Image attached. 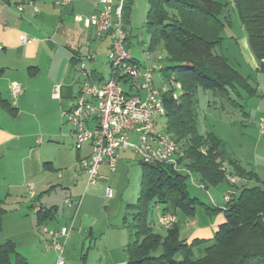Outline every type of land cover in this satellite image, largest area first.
Returning <instances> with one entry per match:
<instances>
[{"label":"crops","instance_id":"0c3cea01","mask_svg":"<svg viewBox=\"0 0 264 264\" xmlns=\"http://www.w3.org/2000/svg\"><path fill=\"white\" fill-rule=\"evenodd\" d=\"M55 2L23 0V11L18 13L16 0H0V207L4 211L0 245L13 243L27 264H55L56 253L44 249L45 238L39 228L72 225L64 250L65 264H88L87 252L96 248L93 241L99 234H103V246L109 249L108 225L117 201L124 195L129 156L118 153L112 174L106 166H100V179L93 184L75 167L78 160L90 154L91 148L85 144L79 151L74 149L66 122L77 92L74 57L94 54L90 49L96 43L108 50L111 34L97 39L92 28L75 21L76 17L84 20L93 14L98 0H70L63 6H56ZM127 26L128 23L126 33ZM22 36L30 43L22 45ZM246 45L242 42L241 47L246 58L252 60ZM253 67L258 72L256 61ZM161 78H166L163 73L162 77L157 76L158 80ZM11 84L20 87L16 99L10 96ZM2 105L14 113H8ZM106 187L112 191L111 199L105 197ZM65 200L70 206L65 205ZM155 210L156 218L162 207ZM45 212L48 218L39 222ZM176 220L179 240L187 245L195 240L210 244L224 222L222 214L210 216L196 208L192 218L177 216ZM148 224L155 233L162 230L154 220ZM119 238L116 234V243ZM85 241H89L87 249ZM73 255L78 262H73ZM193 255H198V249Z\"/></svg>","mask_w":264,"mask_h":264},{"label":"trees","instance_id":"16d2710c","mask_svg":"<svg viewBox=\"0 0 264 264\" xmlns=\"http://www.w3.org/2000/svg\"><path fill=\"white\" fill-rule=\"evenodd\" d=\"M146 1L144 29L149 36L148 50L152 52L162 45L167 63L162 73L165 77L173 76L181 85L182 92L176 101L169 94L163 95L162 100L166 133L182 144L184 166L198 177L205 189L226 183L220 170L222 164L240 180L260 184L255 174L237 166L221 140L213 134L200 135L196 131L198 88L218 94L234 106L235 100L230 96L236 93V88L252 92L244 78L215 52L227 24L220 20L222 6L215 0ZM132 2H123L125 26ZM233 7L258 72L264 76V0H233ZM2 106L8 113H14L8 106ZM139 165V195L135 204L127 206L130 219L123 220L128 233L125 264H264V189L258 185L233 186L231 200L215 208L188 195L187 176L167 166L151 167L140 162ZM196 205L207 215H223L224 222L218 226L210 244L198 240L189 245L180 242L177 221L164 236L153 232L148 224L151 208L162 207L161 213L192 218ZM3 213L0 207V231ZM46 218L47 212L39 216V222ZM197 249L195 257L193 251ZM0 264L27 262L17 254L14 244L8 242L0 245Z\"/></svg>","mask_w":264,"mask_h":264},{"label":"built area","instance_id":"2783aa9c","mask_svg":"<svg viewBox=\"0 0 264 264\" xmlns=\"http://www.w3.org/2000/svg\"><path fill=\"white\" fill-rule=\"evenodd\" d=\"M23 0H16V11H23ZM124 0H98V8L89 17L81 20L75 18L77 24L82 22L84 28H92L94 36L101 39L111 34L112 41L106 54L110 68L107 80L95 70L87 67L94 62V54L74 57L78 68L77 92L72 100L66 122L70 126V135L74 139V149L88 144L90 154L76 162V169L86 175L89 184L100 179L98 169L106 166L109 173L116 171L119 152H131L140 163L156 167L167 166L175 173L188 177L192 181L193 174L184 166L186 162L184 148L168 134L157 130L158 118L165 116L163 95L169 94L173 100L179 98L181 85L173 76L161 78L162 87L156 90L153 85L154 75L162 77L163 65L141 66L134 61L127 50L126 26L122 19ZM70 0H56V6H63ZM20 43L28 44L30 40L20 37ZM12 99L21 93L16 84L9 86ZM257 128L264 133V108L258 118ZM226 182L231 189L223 193L224 204L234 194L233 186L239 178L228 171L222 164ZM200 190H206L198 184ZM30 196H32L31 186ZM112 191L106 187L105 197L111 199ZM65 205L70 206L69 200ZM176 216L170 213H159L155 226L165 231L176 224ZM72 225L58 229L39 228L44 236V249L56 253L55 264H65L64 250L72 231ZM125 264V263H121Z\"/></svg>","mask_w":264,"mask_h":264},{"label":"rangeland","instance_id":"374dc122","mask_svg":"<svg viewBox=\"0 0 264 264\" xmlns=\"http://www.w3.org/2000/svg\"><path fill=\"white\" fill-rule=\"evenodd\" d=\"M215 1L222 6L220 20L224 23L227 22L220 35L222 39L221 44L216 48L215 52L223 56L229 66L244 78L252 92L236 88V93L230 96V99L235 100L236 105L234 106L222 96L198 88L195 93L197 100L195 107L196 131L200 135L213 134L221 140L224 144L225 152L236 162L237 166L245 172L255 174L261 182L260 184L248 182L246 185L248 187L258 185L264 189V184H262L264 182V133L260 134L257 128L258 118L264 108V97H262V94H264V76L253 67L255 61L249 49H247V52H249L250 57L252 56V60H249L248 57L246 58L241 47L242 42L247 44V40L234 10L233 0ZM146 12V0H133L128 14L127 50L132 59L141 66L163 65V67H166V55L162 45H158L152 52L148 50L149 36L144 29ZM109 41L111 44L112 37ZM90 51L94 52V62H87V67L95 70L107 80L110 75V68L106 58L108 50L104 48V45L98 46L96 43L92 45ZM83 54H86V50ZM77 68L78 65L76 66ZM76 79L77 73H75ZM75 84L77 87V83ZM153 85L156 90H160L162 87V82L157 79L156 75L153 77ZM156 122L158 132L167 134L165 117L158 118ZM126 155L129 156V173L124 178V195L119 200L117 199L115 215L109 221V231L106 237L109 249H105L103 246L105 238H103V234H99L93 241L97 244L96 248L93 249L92 247L87 252L89 256L88 264L126 262L124 246L128 241V233L123 228V220L125 218L129 220L131 217V212L127 209V206L135 204L137 201L140 178L138 159L131 152L126 151ZM228 171L230 170L228 169ZM198 184V177L193 175L192 181L189 180L187 183L188 195L191 198H197L199 203L214 206L215 208H221L224 205L223 193L231 189L227 182L215 187L206 186L207 189L205 191L200 190L197 187ZM235 186L240 188L242 186L241 181L236 182ZM195 208L197 210L203 209L200 205H196ZM155 215V208H151L148 214V222L153 220L155 222ZM178 216L180 217V215ZM156 232L162 235L165 233V230H156ZM116 234L119 237L121 236V239L119 238L117 243ZM72 257L74 263L78 262L76 255Z\"/></svg>","mask_w":264,"mask_h":264},{"label":"water","instance_id":"95a60500","mask_svg":"<svg viewBox=\"0 0 264 264\" xmlns=\"http://www.w3.org/2000/svg\"><path fill=\"white\" fill-rule=\"evenodd\" d=\"M88 244H89V241H85V243H84V248H85V249L88 248Z\"/></svg>","mask_w":264,"mask_h":264}]
</instances>
